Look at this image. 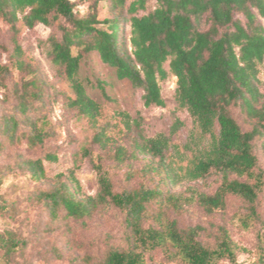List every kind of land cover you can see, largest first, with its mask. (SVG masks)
<instances>
[{"label": "trees", "instance_id": "trees-1", "mask_svg": "<svg viewBox=\"0 0 264 264\" xmlns=\"http://www.w3.org/2000/svg\"><path fill=\"white\" fill-rule=\"evenodd\" d=\"M99 1L81 14L73 0H0V20L13 33V63L20 71L32 67L17 38L24 28L38 24L50 27L49 56L62 72L69 91L68 105L94 128L92 142L103 150L112 147L117 163L139 153L158 157V162L146 165L158 181L155 186L142 183L138 188L116 191L102 158L86 148L98 175L96 195L80 196V183L70 175L42 190L40 198L55 216L65 211L69 217L85 219L106 206L123 211L129 245L109 249L103 264H146V253L157 248L185 264H219L225 259L236 264V244L226 228H220L216 242L208 244L200 238V225L180 229L173 219L163 220L159 227L146 225L149 204L166 198L162 185L180 179L166 152L183 122L177 118L169 135L148 138L138 119L126 112L113 113L95 100L79 74L84 55L96 51L119 79H127L143 91L146 107L165 105L161 81L170 74L176 76L179 107L186 109L201 133L209 137L208 145L188 164L186 178L198 180L211 172L220 174L213 194L198 192L200 204L212 212L225 207L228 195L234 194L247 200L252 214H256L255 203L264 186V170L256 150V141H264V92L259 79L264 62V0H157L149 10L147 0H111V12L104 19L97 12ZM204 21L206 28H202ZM9 74V66L0 64V82ZM97 86L108 99L100 80ZM19 91L15 111L1 118L0 129L14 141L21 138L19 129L27 122L24 135L28 142L43 143L50 132L37 127L29 113L43 90L33 79ZM129 135L131 150L118 144ZM45 158L58 159L55 153ZM23 164L33 177L45 175L42 158ZM167 199L176 204L179 198L170 195ZM2 209L5 207L0 204ZM23 245L25 240L14 233H0V248L7 255Z\"/></svg>", "mask_w": 264, "mask_h": 264}, {"label": "rangeland", "instance_id": "rangeland-1", "mask_svg": "<svg viewBox=\"0 0 264 264\" xmlns=\"http://www.w3.org/2000/svg\"><path fill=\"white\" fill-rule=\"evenodd\" d=\"M81 14L88 13L95 0H73ZM157 0H147V10L153 9ZM100 19L111 12V0H100L97 5ZM145 11H140L144 13ZM202 28H206L204 21ZM53 30L44 24L24 28L18 35L25 59L32 67L20 71L14 65L13 33L9 25L0 20V64L8 65L10 74L0 82V120L15 111L19 90L33 79L38 80L43 90L42 97L34 100L29 111L33 123L50 132L43 143L28 142L24 132L27 122L19 129L21 138L11 140L0 129V233L12 232L25 240V245L7 255L0 248V264H103L111 248H127L125 215L115 206L101 207L90 218L77 219L60 211L53 215L40 198L42 190H48L61 177L73 175L80 183V196H94L98 191V175L89 155L90 149L102 158L105 168L111 173L114 189L138 188L142 183L155 186L158 176L146 165L158 162L148 154L117 163L113 148L101 149L92 142L95 130L89 122L79 116L67 103L68 88L62 79V72L49 56L48 37ZM127 34L129 27L126 28ZM168 68V64H166ZM80 78L86 83L88 93L113 113L126 112L141 122L146 137L170 134L172 124L179 118L183 125L172 135L167 160L173 162L179 180L162 185L166 198L153 201L148 206L146 225L160 226L163 220L177 221L180 229L200 225V238L208 243L216 242L220 228H226L236 244V264H264L261 253L264 247V186L255 203L256 214H252L250 203L239 195L230 194L226 206L208 212L197 198L198 192L213 194L220 184V174L211 172L204 178L189 180L185 170L195 156L200 155L208 145L193 117L176 101L177 77L170 74L161 81L164 106L146 107L141 89L134 88L127 79H119L115 69L104 63L96 51L88 52L81 62ZM259 79L264 92V62L260 65ZM100 80L109 98L102 95L97 86ZM31 87V86H30ZM243 123L244 127H248ZM118 144L131 150L129 136ZM260 168L264 170V141H256ZM48 153L57 155L56 161L45 158ZM43 159L45 175L33 177L23 162L29 159ZM178 196L174 204L168 196ZM246 220V223H245ZM146 264H185L172 260L163 248L146 253ZM219 264H232L221 260Z\"/></svg>", "mask_w": 264, "mask_h": 264}]
</instances>
